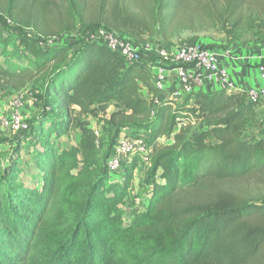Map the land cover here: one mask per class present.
I'll return each instance as SVG.
<instances>
[{"label":"trees","instance_id":"obj_1","mask_svg":"<svg viewBox=\"0 0 264 264\" xmlns=\"http://www.w3.org/2000/svg\"><path fill=\"white\" fill-rule=\"evenodd\" d=\"M57 2L68 23L48 18L51 0H0V54L11 57L0 63V91L42 83L40 109L0 168V264H264V124L255 125L262 101L220 88L157 102L152 68L160 63L131 62L97 41L41 44L77 22L127 38L137 31L141 43L145 34L168 42L215 25L264 26V0ZM108 104L118 109L103 154L83 117ZM194 119L210 125L193 134ZM78 122L79 141L63 147ZM132 134L151 149V189L145 211L125 226L121 207L135 199L142 157L134 154L122 172L108 160Z\"/></svg>","mask_w":264,"mask_h":264},{"label":"rangeland","instance_id":"obj_2","mask_svg":"<svg viewBox=\"0 0 264 264\" xmlns=\"http://www.w3.org/2000/svg\"><path fill=\"white\" fill-rule=\"evenodd\" d=\"M58 0H51L52 11L48 15L50 19H60L62 21H66L65 17L62 16L59 10L55 8ZM89 3H93L95 0H86ZM91 6H89L90 8ZM87 13V12H86ZM91 16L87 13L86 21H92ZM76 21H71L69 23H73ZM65 23H68L67 21ZM260 23L255 24H246L244 26H232L229 25L224 27L222 25H215L214 27L205 28L204 30H196V31H183L179 35L170 39V41H164L158 34L154 37H149L148 34L142 36V39L145 42H152L155 47H158L160 44L163 47L171 50L173 48L180 47L187 43H210L211 41H216L217 43H222L223 45H230V42L233 43H242L244 45L247 44H258L264 42V26H261ZM11 26H15V24L11 23ZM102 26L94 25L91 28H84L80 25V23H75V29L71 32H66L61 34L60 36H51V37H42V44H71L76 45L83 41L91 40V33ZM232 34L231 37H227V34ZM138 32L135 31L133 34L128 35L129 41L137 42L139 44H145L138 41V38L135 36ZM135 42V43H136ZM205 45V44H204ZM77 46L74 48L76 49ZM13 49V48H12ZM6 58L11 59L9 55L6 57L3 54H0V63H5ZM155 56V60H156ZM155 60L153 62L157 63ZM41 82L32 83L22 91L18 93H14L12 95H8L4 92L0 91V107L3 108L4 112H12L14 110L15 101H21L22 107L20 108L21 114L24 118L25 127H23L19 131H14L9 129L5 124L0 121V168L4 167L9 159V155L14 152L17 142L19 139H24L28 133V130L31 126L32 120L31 118L35 115L36 112L39 111V101H38V93L41 89ZM146 95V93H144ZM116 107V108H115ZM115 108V109H114ZM118 106L116 104H108L103 111L101 110L98 117H93L86 115L83 118L89 119L91 122V126L96 131L98 137L100 138V149L101 153L105 154L108 150L109 146V130L107 126V121L114 110H117ZM82 118V119H83ZM179 125L185 124L184 121H179ZM78 124L73 129L71 135L68 138H64L62 145L63 147L70 148L79 141L80 135V126ZM210 122L204 119L193 120L192 122V133L196 134L200 130H203L209 127ZM164 142V140H161ZM31 143V141L29 142ZM167 144H172V140L168 141ZM28 145V144H27ZM113 153V150L110 151V155ZM24 160L27 159V150L24 147V151L22 153ZM124 161V166L122 169L117 172H122L126 167V161ZM150 167V162L140 163L138 169L136 170V178H135V188L134 195L135 199H131L126 201V203L121 207V213L123 216L124 225H129L134 217L138 214H141L145 211L149 193L151 186L147 182V170ZM33 175V171L29 173ZM28 175H26L27 177ZM160 176V173L157 177ZM112 179H121L120 174H113Z\"/></svg>","mask_w":264,"mask_h":264},{"label":"built area","instance_id":"obj_3","mask_svg":"<svg viewBox=\"0 0 264 264\" xmlns=\"http://www.w3.org/2000/svg\"><path fill=\"white\" fill-rule=\"evenodd\" d=\"M90 38L91 40L87 41L104 43L111 49L122 53L131 62H151L155 60L156 56V62L160 63L161 66H156L157 73L154 75V85L159 91L165 89L167 68L164 65H176L175 70L181 81V88L184 94L197 91V87L201 86L203 82L202 73L206 72L210 77L218 81L222 86L221 88L233 89L228 71L220 67L216 52L203 43H187L168 50L161 44L155 47L152 42L139 44L131 40L129 41L127 37L105 27L95 29L91 33ZM187 66L193 67L194 71H188L186 69ZM261 76L264 80V66L261 67ZM248 93L250 99L259 100L264 103V86L260 90H248ZM14 107V110L9 113L4 112L3 108L0 107V121L9 129L19 131L25 127L24 118L20 111L22 102L16 100ZM150 152L151 149L144 135H124L113 148L112 156L108 160L109 168L117 172L123 168L125 159L129 161L136 153L141 155L143 162H149Z\"/></svg>","mask_w":264,"mask_h":264},{"label":"crops","instance_id":"obj_4","mask_svg":"<svg viewBox=\"0 0 264 264\" xmlns=\"http://www.w3.org/2000/svg\"><path fill=\"white\" fill-rule=\"evenodd\" d=\"M204 44L216 52L220 67L228 71L234 91L260 90L263 88L264 80L261 76V67L264 66V42L247 45L230 42V45H223L222 43L211 41L210 43ZM175 69L167 68L165 89L159 92L156 98L157 102L168 98H175L177 101H181L186 96L182 92V84ZM186 69L188 71H194V68L191 66H187ZM152 72L154 82V75L157 73L156 66L152 68ZM202 76L203 82L201 86L197 87V91H214L222 87L207 72L202 73ZM141 95L147 99H152L154 96L146 87H143L141 90ZM105 107L106 105H103L99 108L103 111ZM255 119V125L264 124V105L257 109Z\"/></svg>","mask_w":264,"mask_h":264}]
</instances>
